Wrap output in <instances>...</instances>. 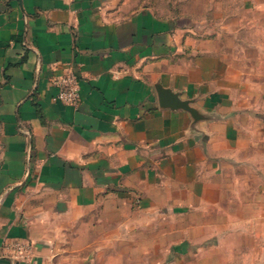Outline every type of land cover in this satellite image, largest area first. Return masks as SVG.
Instances as JSON below:
<instances>
[{"label":"crops","instance_id":"1","mask_svg":"<svg viewBox=\"0 0 264 264\" xmlns=\"http://www.w3.org/2000/svg\"><path fill=\"white\" fill-rule=\"evenodd\" d=\"M157 4L0 0V264H118L157 229L264 264V26L233 41ZM71 72L77 107L55 101Z\"/></svg>","mask_w":264,"mask_h":264},{"label":"rangeland","instance_id":"2","mask_svg":"<svg viewBox=\"0 0 264 264\" xmlns=\"http://www.w3.org/2000/svg\"><path fill=\"white\" fill-rule=\"evenodd\" d=\"M158 4L152 8L164 15L169 13L183 12L185 14H193L199 18H206L208 14L216 15L217 20L213 23L216 29H222L225 25L232 31L230 39L239 41L241 33H246L249 38H255V29H259L262 24L264 26V0H153ZM210 3V5H208ZM257 3V5H255ZM257 16V17H256ZM207 25V23H203ZM252 31V32H250ZM252 36V37H251ZM264 41V36H263ZM220 204L224 202L219 199ZM227 200H225V203ZM204 205H207L205 202ZM206 216L203 213L191 212L190 214L183 215L181 219H171L175 226V222H179L181 226H189L192 222L198 221L201 225L206 223L203 220ZM217 220L221 219L217 215ZM221 224V223H220ZM159 230L152 231L153 246L150 251L147 245L143 242L147 241L144 238L143 231H137V241L141 245L135 247V252H129L127 245H122L121 250H124L125 256L121 257L118 264H229L224 262L221 255L223 251L220 245L215 242L209 246H189L187 245V237L182 239L173 236H168V242L174 240L179 241L180 245L177 246H160L158 243ZM156 238V239H155ZM213 239V238H212ZM215 240V239H214ZM157 244H154L156 243ZM163 241V239H162ZM239 250V247H231Z\"/></svg>","mask_w":264,"mask_h":264},{"label":"built area","instance_id":"3","mask_svg":"<svg viewBox=\"0 0 264 264\" xmlns=\"http://www.w3.org/2000/svg\"><path fill=\"white\" fill-rule=\"evenodd\" d=\"M56 83L59 86V93L56 95L55 101L66 106L77 107L81 100L79 77L71 72L59 78ZM15 248L18 252V258L26 261L31 250L30 247L17 244Z\"/></svg>","mask_w":264,"mask_h":264},{"label":"water","instance_id":"4","mask_svg":"<svg viewBox=\"0 0 264 264\" xmlns=\"http://www.w3.org/2000/svg\"><path fill=\"white\" fill-rule=\"evenodd\" d=\"M161 104L165 107H170V108H178V107H186L187 108V103L181 102L178 99V96L171 93V91L164 90L161 94Z\"/></svg>","mask_w":264,"mask_h":264}]
</instances>
